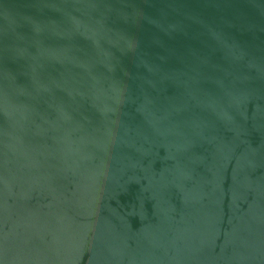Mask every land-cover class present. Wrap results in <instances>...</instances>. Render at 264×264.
<instances>
[{
  "label": "water",
  "instance_id": "1",
  "mask_svg": "<svg viewBox=\"0 0 264 264\" xmlns=\"http://www.w3.org/2000/svg\"><path fill=\"white\" fill-rule=\"evenodd\" d=\"M0 264H264V0H0Z\"/></svg>",
  "mask_w": 264,
  "mask_h": 264
}]
</instances>
